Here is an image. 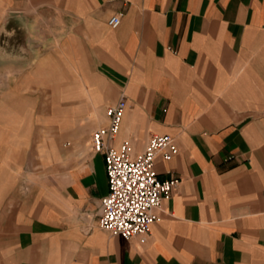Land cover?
Returning <instances> with one entry per match:
<instances>
[{
  "label": "crops",
  "instance_id": "1",
  "mask_svg": "<svg viewBox=\"0 0 264 264\" xmlns=\"http://www.w3.org/2000/svg\"><path fill=\"white\" fill-rule=\"evenodd\" d=\"M45 16L63 38L75 33L105 83L90 84V127L105 125L106 107L124 96L112 143L127 141L135 154L151 134H171L178 151L158 155L154 168L180 181L149 232L113 235L99 225L107 179L90 139L59 199L36 203L25 244L42 257L34 263L264 264V0L15 2L30 31Z\"/></svg>",
  "mask_w": 264,
  "mask_h": 264
},
{
  "label": "rangeland",
  "instance_id": "2",
  "mask_svg": "<svg viewBox=\"0 0 264 264\" xmlns=\"http://www.w3.org/2000/svg\"><path fill=\"white\" fill-rule=\"evenodd\" d=\"M43 1L60 2L0 0V264L42 260L25 247L35 238L36 203L59 199L69 185L75 153L94 129L90 84L105 89L72 30L63 38L51 16L31 31L15 18V2Z\"/></svg>",
  "mask_w": 264,
  "mask_h": 264
},
{
  "label": "built area",
  "instance_id": "3",
  "mask_svg": "<svg viewBox=\"0 0 264 264\" xmlns=\"http://www.w3.org/2000/svg\"><path fill=\"white\" fill-rule=\"evenodd\" d=\"M121 15V12L112 14L108 24L117 26ZM124 108V96L106 107L108 121L92 130L91 146L104 155L107 179V191L100 197L99 225L113 235L129 238L150 231L158 218L156 209L171 195L180 178H160L154 168L158 155L169 159L177 153L171 134H151L144 150L135 154L127 141L118 145L112 143L119 131ZM262 199L264 203V191Z\"/></svg>",
  "mask_w": 264,
  "mask_h": 264
}]
</instances>
